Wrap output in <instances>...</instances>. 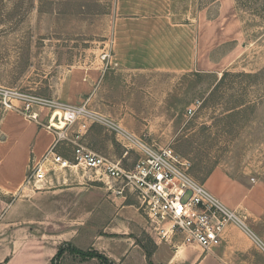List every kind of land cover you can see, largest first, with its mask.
I'll list each match as a JSON object with an SVG mask.
<instances>
[{
    "label": "rangeland",
    "instance_id": "1",
    "mask_svg": "<svg viewBox=\"0 0 264 264\" xmlns=\"http://www.w3.org/2000/svg\"><path fill=\"white\" fill-rule=\"evenodd\" d=\"M116 12V0H0V90L70 104L64 98L74 70L111 69ZM172 19L196 33L197 50L207 52L203 70H111L107 76L120 81L116 103L136 116L125 128L157 148L171 147L213 193L227 184L234 200L255 186L264 196V0H173ZM14 104L19 109L0 95V157L8 130L31 121L23 104ZM38 112L39 121L31 122L48 131L49 112ZM23 195L22 189L9 199ZM101 234L103 229H81L76 245L89 250ZM58 264L104 263L65 250Z\"/></svg>",
    "mask_w": 264,
    "mask_h": 264
},
{
    "label": "crops",
    "instance_id": "2",
    "mask_svg": "<svg viewBox=\"0 0 264 264\" xmlns=\"http://www.w3.org/2000/svg\"><path fill=\"white\" fill-rule=\"evenodd\" d=\"M172 4L173 0H116L111 69L101 65L74 70L64 100L74 105L87 101L94 112L125 128L134 123L136 116L133 110H121L116 103L115 87L120 81L107 76L111 70L131 75L202 71L207 52L197 50L193 29L173 21ZM40 125L27 121L14 127L8 130L6 144L3 143L6 152L0 157V188L7 198L0 197V264H53L61 249L75 255L78 254L72 249L98 253L109 264H264L262 251L235 226H228L220 246L208 251L184 245L178 238L161 241L149 230L134 196L116 195L109 190L107 180L93 181L91 174H62L54 178L51 186L37 192L24 188L34 160L41 158L57 140L54 133ZM67 135L70 139L78 137L94 153L121 161L127 170L139 158L136 152L126 155L121 140L96 123L88 122L84 129L79 122ZM73 149L69 141H61L57 146V152L68 159L73 158ZM237 187L243 193L242 185ZM227 188L223 184L214 188V193L213 188L208 189L231 209L245 210L249 227L264 242L262 191L255 186L249 195L234 200L228 197ZM22 189L24 195L10 201ZM81 229H103V234L89 250H84L76 245Z\"/></svg>",
    "mask_w": 264,
    "mask_h": 264
},
{
    "label": "built area",
    "instance_id": "3",
    "mask_svg": "<svg viewBox=\"0 0 264 264\" xmlns=\"http://www.w3.org/2000/svg\"><path fill=\"white\" fill-rule=\"evenodd\" d=\"M0 95L10 109L18 108L14 102H21L22 113L25 111L31 121H39V110H47L50 114L47 129L55 132L57 140L31 165L25 186L33 192L51 186L54 178L62 174H91L93 181L107 180L109 190L116 195L134 196L149 230L161 241L172 242L178 238L184 245L208 251L220 246L228 226H235L264 254V242L249 227L247 216L225 205L195 180L190 173L191 163L183 160L171 147H155L110 117L90 110L86 103L65 104L12 90H0ZM188 111L189 114L194 112L193 109ZM79 122L84 129L92 122L114 133L121 140L126 155L130 152L138 154L133 168L127 170L121 161L90 151L78 137L68 138L67 131ZM61 141L73 145L72 159L57 152Z\"/></svg>",
    "mask_w": 264,
    "mask_h": 264
},
{
    "label": "trees",
    "instance_id": "4",
    "mask_svg": "<svg viewBox=\"0 0 264 264\" xmlns=\"http://www.w3.org/2000/svg\"><path fill=\"white\" fill-rule=\"evenodd\" d=\"M236 1H239V0H236ZM64 252H65V251H64L63 249H61V250L59 251L57 257L53 260V264H56V262H57L61 257H63ZM72 252H74V253H76V254L82 256V257L85 258V259H87V258H90V259H99V260L102 261L104 264H109V263H108V260H107L104 256H102V255H100V254H98V253H85V252H82V251H79V250H73V249H72Z\"/></svg>",
    "mask_w": 264,
    "mask_h": 264
}]
</instances>
